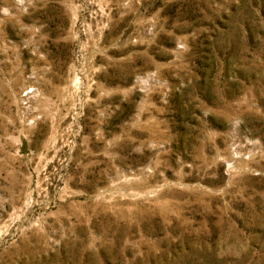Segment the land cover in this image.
<instances>
[{
	"label": "rangeland",
	"instance_id": "obj_1",
	"mask_svg": "<svg viewBox=\"0 0 264 264\" xmlns=\"http://www.w3.org/2000/svg\"><path fill=\"white\" fill-rule=\"evenodd\" d=\"M0 264H264V0H0Z\"/></svg>",
	"mask_w": 264,
	"mask_h": 264
},
{
	"label": "built area",
	"instance_id": "obj_2",
	"mask_svg": "<svg viewBox=\"0 0 264 264\" xmlns=\"http://www.w3.org/2000/svg\"><path fill=\"white\" fill-rule=\"evenodd\" d=\"M28 91H29V89H28V90H25V91L23 92V95H25V98L23 99V103L26 102V96H27V94H28Z\"/></svg>",
	"mask_w": 264,
	"mask_h": 264
}]
</instances>
